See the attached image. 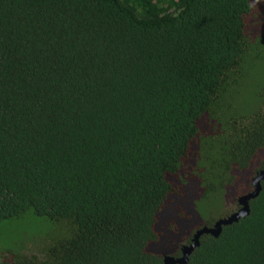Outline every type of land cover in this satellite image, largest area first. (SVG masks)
Returning a JSON list of instances; mask_svg holds the SVG:
<instances>
[{"label": "trees", "instance_id": "16d2710c", "mask_svg": "<svg viewBox=\"0 0 264 264\" xmlns=\"http://www.w3.org/2000/svg\"><path fill=\"white\" fill-rule=\"evenodd\" d=\"M263 168L264 0H0V264H165ZM186 264H264V179Z\"/></svg>", "mask_w": 264, "mask_h": 264}, {"label": "water", "instance_id": "95a60500", "mask_svg": "<svg viewBox=\"0 0 264 264\" xmlns=\"http://www.w3.org/2000/svg\"><path fill=\"white\" fill-rule=\"evenodd\" d=\"M249 170H245L244 174L247 175ZM264 179V168L259 172V174L254 178V189L245 194L242 195L239 198V202L241 204V208L237 210L236 212L218 219L213 226H208V225H203L199 229L196 230L194 237L192 239V242L190 244H184V243H179L181 240L180 238L184 234V232H181L179 236L177 237V241L175 242L172 246L167 251H164V259H165V264H186L189 260V256L192 254V252L196 249L197 246L200 245V237L203 234H212L215 237H218L222 230L223 226L229 225L234 223L235 221H238L241 217H245L246 215L249 214L250 212V200L256 198L261 189H262V180ZM229 195V193H227ZM188 212L192 213L191 215L193 216V219H189L184 221L185 224L183 225V229H187L188 227H192L194 225H202L203 224V217L199 213L198 210L194 208V210H188ZM187 231V230H186ZM180 249L182 251L181 256H175L171 254L172 252H175V250Z\"/></svg>", "mask_w": 264, "mask_h": 264}, {"label": "rangeland", "instance_id": "374dc122", "mask_svg": "<svg viewBox=\"0 0 264 264\" xmlns=\"http://www.w3.org/2000/svg\"><path fill=\"white\" fill-rule=\"evenodd\" d=\"M253 17V20L251 21V24L256 27V24L257 22L259 21V18L258 17H255V16H252ZM250 20V19H249ZM250 23V21H248V24ZM255 28H251V29H248V31L250 32V34H255L256 33V30H254ZM199 126H200V131L201 132H205V133H208L210 131H212V129L215 128L216 125H214V123L212 121H210L208 115H205L203 116L201 119H200V122H199ZM193 158L194 157H191V159H187L186 163H185V166L188 167L189 170H191V165H192V162H193ZM186 167V168H187ZM239 175V179L244 181L249 175H250V170L249 172L247 173V175L244 174V172H238L237 173ZM189 176V175H188ZM187 176V177H188ZM186 177V178H187ZM189 178V177H188ZM194 181V178H191L189 179V182H193ZM186 182V181H185ZM17 227V224H12V225H7V226H4V227H1L0 229L2 230L1 231V235L5 238L8 239L7 243H11V242H14V240L16 241L17 239V232H18V228ZM23 228H20V230H22Z\"/></svg>", "mask_w": 264, "mask_h": 264}]
</instances>
